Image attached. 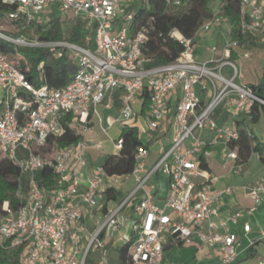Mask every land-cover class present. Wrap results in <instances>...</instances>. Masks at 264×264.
I'll list each match as a JSON object with an SVG mask.
<instances>
[{"label": "built area", "instance_id": "1", "mask_svg": "<svg viewBox=\"0 0 264 264\" xmlns=\"http://www.w3.org/2000/svg\"><path fill=\"white\" fill-rule=\"evenodd\" d=\"M131 1L2 0L14 6L7 10V19L21 18L23 27L32 21L44 22L52 12H68L83 19L86 37L93 34L94 39V46L88 47L66 40L14 39L0 32L1 37L22 46H60V53L65 51L75 65L63 87L35 85L10 54L0 49V160L6 157L18 167L16 196L25 200L16 207L3 201L0 246L12 249L23 245L21 264H85L91 254L97 255L98 264H109L108 244L126 224L130 233L119 240L123 243L134 237L127 264H162L164 246L170 240L212 247L220 263L231 264L237 256L238 235L230 227L264 200L263 167L260 180L242 186L254 205L217 217L216 205L222 195L235 188L213 187L218 176L209 171L208 159L215 147H221L220 167L241 175L243 162L232 147L240 138L236 119L248 114L254 102L264 104L249 84L240 82L239 69L229 59L231 50L240 44L232 36L235 23L222 14L223 1L219 0L193 37L172 29L169 36L183 45V51L174 60L152 67L145 66L148 59L144 53L149 27L142 24L133 31L134 13L122 10V3ZM165 1L181 6L190 0ZM238 7L240 34L264 38V0H238ZM224 23L229 37L222 44L221 56L216 57L217 45H211V57L197 59L196 44ZM250 56L249 51L242 53L244 59ZM39 80L43 81L42 71ZM144 94L148 108L142 112ZM115 95L121 106L115 116L107 117L105 127L96 107L112 108ZM225 114L227 118L220 122ZM68 115V124L77 133H87L95 115L105 136L114 124L121 129L136 127L140 136L142 120L145 142L158 130L164 131L169 141L160 145L152 165L145 162L149 148L139 146L130 174L108 175L100 163L91 166L84 177L89 142L83 138L60 147L54 140L64 133L62 119ZM122 145L119 135L113 140V154ZM94 147L104 155L101 143ZM44 167L56 177L50 189L35 180L36 171ZM156 174L167 181L163 205L155 204L151 192L154 185L150 181ZM131 178L134 187L126 197L121 201L105 199L107 188L118 190ZM125 207L132 208L131 217L125 215ZM244 230H249V224H244ZM252 264H264V257Z\"/></svg>", "mask_w": 264, "mask_h": 264}, {"label": "trees", "instance_id": "2", "mask_svg": "<svg viewBox=\"0 0 264 264\" xmlns=\"http://www.w3.org/2000/svg\"><path fill=\"white\" fill-rule=\"evenodd\" d=\"M215 0H190L187 4L175 6L166 3L165 0H147L142 3H127L124 11H132L134 17L132 20V30L144 24L149 27L148 40L144 48V53L148 59L145 66L152 67L160 64L168 63L174 60L182 51L183 45L176 39L169 36L172 29H178L185 37H193L195 31L200 24L207 21L213 14V2ZM222 14L231 18L236 28L232 32L233 38L241 43H246L250 39V35H241L237 29L239 24V7L238 0H222ZM14 6H8L0 0V23L7 21L10 23L11 29L5 30L0 27V32L14 38L26 41L39 42H59L69 41L82 46L93 47V34L86 37L84 30V21L78 17H74V24L68 32V36H64V32L60 28L59 15L55 12L50 13V19L47 22L32 21L23 27L21 18L15 20L7 19V10ZM93 33V32H91ZM87 38V40L85 39ZM0 49L11 55L21 57L19 63L20 69L26 77L35 85L46 83L51 87L61 88L65 86L71 79V75L75 69L74 63L65 51L60 53V46H22L15 44L0 36ZM236 51L230 52L229 59L234 61ZM42 63L41 69L39 68ZM40 71L43 73V81L39 80ZM254 93L264 101V61L262 64L261 79L256 84H249ZM115 105L121 106L115 95ZM148 108L147 94L143 95L142 112ZM220 112V110L218 111ZM219 115V113H218ZM227 115L223 116L219 121H223ZM71 116L68 115L62 119L65 131L62 135L54 140L60 147L68 146L83 139V134L77 133L68 122ZM262 120L263 138L258 139L251 125ZM237 127L240 132L239 140L232 144L237 148L240 160L245 162L252 152L257 153L260 161L264 164V104L254 102L251 110L241 119H236ZM123 139L122 148L116 154H108L102 160L108 175H126L130 174L135 166V153L139 146L149 148L151 142H145L139 136L136 127H123L120 133ZM52 143L53 138H49ZM202 166H207L202 164ZM19 169L8 158L3 157L0 160V217L2 216L3 201L8 200L14 207L22 204L25 200L18 198L16 192L19 187L18 177ZM158 175V174H156ZM152 179V178H151ZM25 177L21 179L23 183V192H26ZM35 180L38 185L50 189L55 186L56 177L50 168L44 167L35 173ZM154 195V194H153ZM106 200L121 201L124 196L120 190L107 188L104 191ZM133 236L128 241L121 243L117 247L116 264H127V251L133 241ZM181 245V243H179ZM23 254V245H19L12 249H5L0 246V264H20ZM251 248L247 250V257L253 255ZM234 262V261H233ZM232 262V263H233ZM231 263V264H232ZM85 264H97L93 255L86 257ZM222 264V263H221Z\"/></svg>", "mask_w": 264, "mask_h": 264}, {"label": "crops", "instance_id": "3", "mask_svg": "<svg viewBox=\"0 0 264 264\" xmlns=\"http://www.w3.org/2000/svg\"><path fill=\"white\" fill-rule=\"evenodd\" d=\"M136 1L137 0H132L130 3H142L141 0H138L137 2ZM225 28H227L226 23L222 24L219 27H216L214 30L207 33L199 40L195 48V55L197 59L205 60L211 57L208 48L211 45H217L216 39H218V37H221ZM263 40L264 38L261 39V41ZM217 48L218 51L216 53V57H220L222 53V44L217 45ZM236 59L237 57L235 58V60ZM113 109L115 110L116 115L119 111V107L115 104L112 108H106L104 105H99L96 107V111L102 117L103 122L105 121V119H107V117H110L109 114L106 115V113ZM101 113H104L106 115L105 118H103V115ZM91 120L92 124L90 130L87 133L83 134V138L87 140L91 145L87 151V165L83 168L84 177L91 166L97 165L94 159L98 154L94 145L96 143H101L102 145L104 142L103 136H105L100 129V125L98 130H95L94 128L95 122L97 121L95 115H92ZM103 122L102 125L104 126ZM251 127L254 131L255 124L251 125ZM168 141L169 140L167 134L164 131L158 130L154 132L153 138L150 141L151 145L149 146L150 153L148 158L154 154L158 156L160 145H167ZM220 149L221 147H215L213 155L208 159L209 171L213 175L218 176V181L213 185V187L223 189L225 186H232L235 189L232 193H224L220 201L216 205L218 218L226 217L236 210L245 211L254 205L253 201L246 194L242 186L260 180L264 167V164L260 161L257 153L252 152L249 158L245 162H243L242 174L234 175L230 168L222 169L220 167ZM98 156L102 157L104 155L100 153ZM154 159L156 160L157 157H155ZM146 165L148 166L149 164L146 163ZM150 183L154 185L151 192L152 194H154L155 204L163 205V201L167 191L166 178L163 175H155L152 177ZM136 200L138 199L136 198L135 201ZM246 201H251V203L246 205ZM124 213L126 216L131 217L133 215L132 208L125 207ZM246 223L249 224L248 231L244 230V224ZM230 229L232 232L238 235V240L236 242L237 256L232 264H252L263 258L264 235L261 234V231H264V200L255 207L253 212H244V214L239 218L238 222L235 225H232ZM129 233V224H126V226L122 227L119 230L115 238L110 241L111 246L116 247L117 244L119 246L122 243V241L119 240V237ZM249 248H251L254 253L251 257H247V250ZM191 263L221 264L216 249L212 247L206 245H179V243L173 242L171 240L165 244L162 264Z\"/></svg>", "mask_w": 264, "mask_h": 264}, {"label": "rangeland", "instance_id": "4", "mask_svg": "<svg viewBox=\"0 0 264 264\" xmlns=\"http://www.w3.org/2000/svg\"><path fill=\"white\" fill-rule=\"evenodd\" d=\"M218 2H219V0H215L213 2V9L216 8ZM126 7H127V4H123L122 10L124 11ZM58 15H59L58 19H59L60 28L64 32V36L67 37L70 28L72 27V25L75 22L74 16L68 12L67 13H60ZM49 19H50V15L45 17L44 22H47ZM44 22H42V23H44ZM11 26L12 25L10 23H8L7 21H2L0 23V27L2 29H5V30L11 29ZM228 37H229V32H228L227 28H225L221 37H218V39H216V44L217 45L223 44L224 41ZM85 39L87 40V38H85ZM261 39H262L261 37L251 38L246 43H241L239 45V47L235 49V51L237 52V54H236L237 59L234 60V63L236 64V66L239 69L240 82L243 84H256L261 79L262 64L264 61V40L261 41ZM244 51L251 52L250 58L244 59L242 57V53ZM10 58H11V60L15 61L18 64L21 61V57L18 55H11L10 54ZM71 61H72V59H71ZM71 63H73V62H71ZM101 114L103 115V118H105V116L107 114H109V116L111 117V116L115 115V110L113 109V110L108 111L106 113V115L104 113H101ZM96 122H95L94 128H95V130H98L99 129V123L98 122L96 123ZM103 124L105 127L108 126L107 119H105ZM143 129H144V123L141 120V122H140V136H143ZM253 132L258 139L263 138V124H262L261 119L258 121V123H255V127H254ZM120 133H121V127L119 126V124H115L111 128L108 129V132H107L108 135L103 136L104 142L102 145H103V150H104V156L108 155V154L115 153V150L113 148V140H116L119 137ZM96 150H97V154L99 155L101 153V151L98 150L97 148H96ZM98 155L94 159L96 164H100L104 158V156L99 157ZM155 157H157L156 154L151 155L149 158L146 159L145 162L149 165H152L154 163ZM133 187H134V182H133V179L131 178L130 180L121 184L120 187H118L117 189L121 191V193L124 197H126ZM250 203H251V201L245 202L246 205H248ZM0 220H1V217H0ZM117 247H118V244L116 245V247L111 246V243L108 244L109 264H116V258H117V250L116 249H117ZM93 257L95 258V261L98 264L97 255H93ZM20 264H21V262H20Z\"/></svg>", "mask_w": 264, "mask_h": 264}]
</instances>
